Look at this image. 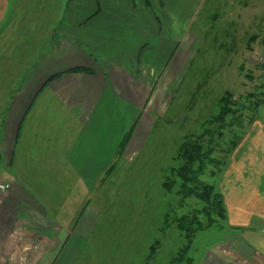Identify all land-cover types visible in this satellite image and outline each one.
Listing matches in <instances>:
<instances>
[{"label":"crops","instance_id":"crops-1","mask_svg":"<svg viewBox=\"0 0 264 264\" xmlns=\"http://www.w3.org/2000/svg\"><path fill=\"white\" fill-rule=\"evenodd\" d=\"M22 3L0 0L1 28ZM193 6L67 0L50 54L36 53L33 63L18 51L21 32L8 26L18 39L0 53V264H74L98 224L92 200L108 170L122 157L132 161L154 116L170 109L188 61ZM260 125L264 131V119ZM258 155L244 166L239 203L264 180V151ZM259 203L264 248V193ZM243 264H264V256Z\"/></svg>","mask_w":264,"mask_h":264},{"label":"rangeland","instance_id":"rangeland-1","mask_svg":"<svg viewBox=\"0 0 264 264\" xmlns=\"http://www.w3.org/2000/svg\"><path fill=\"white\" fill-rule=\"evenodd\" d=\"M21 1L24 5L9 25L21 32L19 53L28 62L33 57V63L36 53L50 54L67 0ZM189 1L194 6L186 21L188 61L177 78L180 86L171 91L170 109L154 116V126L133 160L119 159L96 190L92 202L98 224L74 264H145L152 245L156 254L150 264H243L244 259L264 256L256 230L264 180L259 182L256 174L260 190L255 197L245 194L239 203L237 196L250 174L244 166L257 164L258 151H264V0ZM9 25L0 27V53L18 39L16 35L11 41ZM224 96L230 97L231 110L240 111L228 113L220 128L214 119ZM187 138L211 145L218 160L206 164L199 177L223 196L226 217L212 214L210 228L201 212L203 203L193 196L181 198L177 183L171 191L163 187L175 178L171 169L178 166L177 151ZM193 213L204 229L182 254L186 237L175 221Z\"/></svg>","mask_w":264,"mask_h":264},{"label":"trees","instance_id":"trees-1","mask_svg":"<svg viewBox=\"0 0 264 264\" xmlns=\"http://www.w3.org/2000/svg\"><path fill=\"white\" fill-rule=\"evenodd\" d=\"M221 102L220 111L214 119L215 122L219 124L218 127L220 128L225 126V116L228 113L237 115L240 111L239 107H236L235 110L229 108L230 97H222ZM128 139V137H124L120 148L121 150H123L128 143ZM231 146L234 147L235 143L232 142ZM212 150L213 147L209 144H200L197 141L193 142L187 138L181 143L177 151L175 159L179 162L178 166L171 169V173L175 178L173 181L166 180L163 183V187L166 191H171L173 186L177 183L179 188L177 193L181 198L193 196L204 204L201 212L207 220L206 228H210L215 223L212 214L217 215L221 219H225L226 217L222 194L215 192L212 185L203 183L199 180V177L204 172L206 164H218V160L214 159L211 155ZM175 222L176 228L186 237V246L182 249V254H185L190 247L193 236L196 232L203 230L204 226L198 220L197 213H193L191 216L182 215L177 218ZM155 254L156 246L152 245L145 264H150Z\"/></svg>","mask_w":264,"mask_h":264},{"label":"built area","instance_id":"built-area-1","mask_svg":"<svg viewBox=\"0 0 264 264\" xmlns=\"http://www.w3.org/2000/svg\"><path fill=\"white\" fill-rule=\"evenodd\" d=\"M0 190L3 192L5 191V186L0 184Z\"/></svg>","mask_w":264,"mask_h":264}]
</instances>
